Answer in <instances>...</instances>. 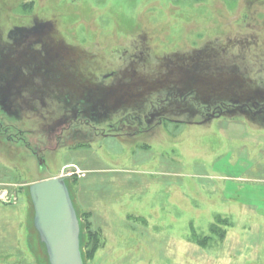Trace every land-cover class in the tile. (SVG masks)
I'll return each instance as SVG.
<instances>
[{
    "label": "rangeland",
    "instance_id": "1",
    "mask_svg": "<svg viewBox=\"0 0 264 264\" xmlns=\"http://www.w3.org/2000/svg\"><path fill=\"white\" fill-rule=\"evenodd\" d=\"M13 31L31 52L6 53L26 85L0 108V264H49L28 186L64 172L85 264H264V111L244 107L264 101V0H0V48ZM85 84L121 110L73 120Z\"/></svg>",
    "mask_w": 264,
    "mask_h": 264
},
{
    "label": "water",
    "instance_id": "2",
    "mask_svg": "<svg viewBox=\"0 0 264 264\" xmlns=\"http://www.w3.org/2000/svg\"><path fill=\"white\" fill-rule=\"evenodd\" d=\"M68 177L58 175L28 186L34 229L45 245L49 264H85L82 225Z\"/></svg>",
    "mask_w": 264,
    "mask_h": 264
},
{
    "label": "flooded vegetation",
    "instance_id": "3",
    "mask_svg": "<svg viewBox=\"0 0 264 264\" xmlns=\"http://www.w3.org/2000/svg\"><path fill=\"white\" fill-rule=\"evenodd\" d=\"M11 34H12L11 37L15 38L13 36L15 34V31L11 32ZM1 43H5L4 38H3V41ZM26 43L27 42L22 37L21 38H15L14 44L12 43L11 47H9L10 43L8 42L7 48H0V56L2 58L6 59L0 65V73L3 75H6V77L4 79L5 83L0 84V108H3V109L5 108L6 112H8V113L13 111V113L10 114L12 116H15L14 114L16 112V109H15L16 104H15V101L13 98V91L15 88L23 91L25 89L26 84L23 83V85H22L23 88L19 89L21 87V83L18 81L19 77H17V75L19 74V70L17 72H15L14 67L12 68V64L14 63L13 62L14 60L11 59L9 57V55L6 53L10 52L11 57H14L15 55L16 56L19 55L20 57H22L25 55L26 52H29V51L31 52L30 47H29L30 45H27ZM71 50L77 52V48L72 46V45H71ZM60 53L62 54V52H60ZM7 60H9L11 62L10 66H8L6 64ZM5 65H7V68H5ZM38 85H40V84H38ZM97 85H100V84H96V86ZM90 86H91L90 84L84 85V88H85L83 91L84 93L80 96L81 98L77 97L75 99V101L73 100L74 105L72 104V101H71V103H70L71 108L69 107V109H68V107H67L68 110L66 112V114L70 113L69 117H71V118L73 117L74 119L77 120L80 118V115L88 116L86 113H89V110H91L90 119H92L93 122L99 123V122H105V120H106L105 118L111 119L112 118L110 115L111 112L114 111L113 113H117L121 110V109H119V106L123 103L119 104L117 107H116V105H113L112 108H110V106L107 105V103H106V100L110 96V91H111L110 87L111 86H108V89L105 91V93H101V92H99L100 90L93 89L95 87L91 88ZM92 86H94V85H92ZM96 88H98V87H96ZM197 88H198L197 86L196 87L193 86L190 89L187 86L185 88H182V89L179 88V89L175 90V86L173 85L172 90H170V95L171 94L178 95V96H180V98H184V97H187L188 95H190L191 92L196 93V92L200 91ZM201 91H203V90H201ZM224 102H226V100L225 101H219V105L222 106V103H224ZM248 103H250V104H248ZM21 104H22V106H23V104H25L27 106V107L23 106V109L30 107L28 100L27 101L22 100ZM78 104H81L83 106L81 107V109H78L75 113H73V110H74L73 108L75 106H77ZM244 105H245L244 107H247L248 109H250L251 111H254V112L264 111V101H262V100H259V101L258 100H251L247 103H244ZM100 109H102L103 111L100 112ZM19 112L20 111L18 110V112H16V113H19ZM62 113H63V111H62ZM216 113H217V110H216L215 114ZM108 115H110V116H108ZM0 119L2 121H4V119H2V118H0ZM134 119L137 120V117L134 116ZM121 121L122 120H119V122H121ZM73 122H75V121H73ZM0 125H1V122H0ZM109 127L113 128V124L109 125ZM114 129H116V127H114Z\"/></svg>",
    "mask_w": 264,
    "mask_h": 264
},
{
    "label": "trees",
    "instance_id": "4",
    "mask_svg": "<svg viewBox=\"0 0 264 264\" xmlns=\"http://www.w3.org/2000/svg\"><path fill=\"white\" fill-rule=\"evenodd\" d=\"M3 203H6V202H3ZM6 204H11V203H6ZM14 204V203H13ZM82 223V248H83V256H84V260H86V258L88 257L87 255L90 254V243H91V240H92V233H91V230H90V223L89 221L86 219V228H87V235H84V223ZM86 243V244H85ZM40 247V246H39ZM40 249L42 250V253L44 254V250L40 247Z\"/></svg>",
    "mask_w": 264,
    "mask_h": 264
},
{
    "label": "bare ground",
    "instance_id": "5",
    "mask_svg": "<svg viewBox=\"0 0 264 264\" xmlns=\"http://www.w3.org/2000/svg\"><path fill=\"white\" fill-rule=\"evenodd\" d=\"M65 174V172L63 173V175ZM63 175H60V176H63Z\"/></svg>",
    "mask_w": 264,
    "mask_h": 264
}]
</instances>
